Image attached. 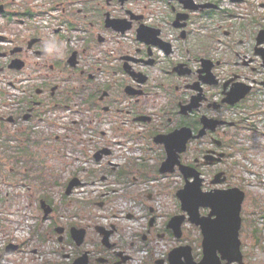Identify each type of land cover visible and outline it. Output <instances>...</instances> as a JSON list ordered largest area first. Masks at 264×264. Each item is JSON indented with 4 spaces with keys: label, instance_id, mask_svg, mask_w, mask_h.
Returning <instances> with one entry per match:
<instances>
[{
    "label": "flooded vegetation",
    "instance_id": "obj_1",
    "mask_svg": "<svg viewBox=\"0 0 264 264\" xmlns=\"http://www.w3.org/2000/svg\"><path fill=\"white\" fill-rule=\"evenodd\" d=\"M258 16L248 0H0V264H73L85 253L88 264H134L135 243L107 248L88 229L82 246L72 239L81 225L65 222V178L44 152L75 134L68 112L95 122L104 145L140 146L142 163L113 173L149 214L163 191L181 211L185 174L160 173L174 134L169 147L203 192L237 188V157L264 151ZM155 233L171 231L154 219L140 240Z\"/></svg>",
    "mask_w": 264,
    "mask_h": 264
},
{
    "label": "rangeland",
    "instance_id": "obj_2",
    "mask_svg": "<svg viewBox=\"0 0 264 264\" xmlns=\"http://www.w3.org/2000/svg\"><path fill=\"white\" fill-rule=\"evenodd\" d=\"M224 1L225 3L228 2V0ZM248 1L254 4L257 8V12L259 13L257 21L261 25V28L264 29V0ZM251 27L249 26L250 30ZM69 134L72 137L66 141L65 147L52 144L51 142L47 143L48 146H44V152H48L46 156L51 159L53 172L55 175L59 176V179L62 182L64 181V178L67 179L70 166L71 164L74 165V163L63 159L62 155L58 151L61 150L62 152H64L63 150L65 149V155L67 153H70L71 157L84 156L85 151L83 149L81 150V148H83L82 141L90 140L89 137H86V135H88L86 133L80 135L77 131H75L74 135L73 133ZM40 140L44 142L41 138ZM81 151H84V153H82ZM252 155L253 156L248 159L237 157V159L235 160L236 164H234L235 167L231 169L230 182L232 185L236 186L245 193V201L243 203L241 212L243 221L240 231L243 264H264V151H261L260 154H257L256 151H253ZM64 162L65 169H63L62 167V165L64 166ZM150 170L151 168L142 169L144 173H147ZM121 187L123 189L121 199H130L134 201L135 197L133 194H131L132 192L130 188L123 185H121ZM55 190H57V194H55L56 199H60V188ZM160 194L163 196H167V198L173 203L172 207H166L167 214L165 215V218L161 224V226L163 227L169 220L171 214L179 215L181 214V211L176 199H173L170 195V191H168V193L163 191L159 193V195ZM162 197H157L155 195L154 201H158V199ZM95 200L97 201L90 202L73 198L72 200H65V205H63L62 208L65 209V215L67 217H73L74 215L80 214V223L81 225H83V228L88 229L89 232L87 237H89L90 239H97V232L94 229V227L97 226H95V224L98 223L96 215H99L100 213L103 215H107V212L108 210H110V206L112 205V199L109 198L102 199L100 197ZM172 210L176 211L172 212ZM143 211L145 212V214H147L148 209H143ZM183 234V239L177 242L168 237L164 238L170 241L169 243L171 245H175L174 248L181 245L191 246L193 248V255L195 260L200 261L202 258V234L200 229L188 222L183 226ZM151 237H153L151 238V240L155 238H161L160 235H157L156 233ZM137 243L141 247L145 246V244H142L141 240H136V245ZM66 248V251H73L72 244L70 246L67 245ZM150 262L151 264H153L152 259L149 260V264Z\"/></svg>",
    "mask_w": 264,
    "mask_h": 264
},
{
    "label": "water",
    "instance_id": "obj_3",
    "mask_svg": "<svg viewBox=\"0 0 264 264\" xmlns=\"http://www.w3.org/2000/svg\"><path fill=\"white\" fill-rule=\"evenodd\" d=\"M264 44V31L258 40V45ZM177 134L169 136L163 141L167 146V159L160 168V173H174L178 166L185 174L187 183L183 189L176 194L181 203L183 214L176 215L170 219L167 229L170 230L176 239L183 237V225L188 221L198 227L202 234V258L196 261L193 255V248L189 245L174 248L168 255L169 264H243L241 251L240 231L242 227V206L245 201V193L233 188L214 192H203L201 188L202 179L197 172L190 173L189 168L182 166L177 154L169 147L170 141H174ZM182 150V149H180ZM182 151L179 152H183ZM103 155H110L108 150H102L95 156L100 161ZM194 178L191 182L189 179ZM79 179H72L65 191L67 196L71 195L73 188L79 186ZM202 209H209L207 215H202ZM152 212V209H151ZM154 219L150 225L153 226ZM96 232L102 238V244L111 248L110 236L115 228L106 230L103 227H95ZM87 235L85 228H71V236L74 243L80 247L83 245ZM88 256L85 253L73 264H88ZM156 264H164V261H157Z\"/></svg>",
    "mask_w": 264,
    "mask_h": 264
},
{
    "label": "built area",
    "instance_id": "obj_4",
    "mask_svg": "<svg viewBox=\"0 0 264 264\" xmlns=\"http://www.w3.org/2000/svg\"><path fill=\"white\" fill-rule=\"evenodd\" d=\"M76 126L77 132L80 135L84 133L88 134L90 140L82 141L83 149L85 151L84 156L71 157L70 153L65 155L67 161L74 163L71 164L68 171L69 176H75L82 182L81 186L74 189L72 197L80 199L82 201H97V198L112 199V205L108 210L107 215L99 214L97 216L98 223L106 229H112L114 226L116 232L110 238L112 242L123 243H135L136 240L140 241V235H142L149 224L150 215L145 214L142 207L137 204L136 200L121 199L123 189L121 184L116 179L115 175L107 174V171L112 170L114 167L120 168L129 166L134 163H142L144 153L140 146L135 145L133 142L129 143H115L104 145L101 142L100 130L97 128L96 123L93 122L89 127L85 128L83 122H81L80 115L76 113L68 112L65 115V128L71 129ZM108 132L107 127L102 129ZM111 142V140L109 141ZM93 144V145H91ZM108 149L110 155L104 156L103 159L98 162L95 160V155L98 151ZM84 151L82 153H84ZM104 171V172H103ZM105 180H103V178ZM154 182L144 184L141 188L144 194L151 191L154 187ZM120 196V197H119ZM164 197V196H163ZM115 198V199H113ZM162 198L155 202V216L156 223L162 224V221L167 214V209H160V201ZM175 212V210H172ZM65 222H77L80 223L79 217L67 218ZM81 224V223H80ZM167 239H153L147 246L139 248L133 252L134 264H147L148 259L163 260L166 259L170 250L175 246L171 245ZM138 244V243H137Z\"/></svg>",
    "mask_w": 264,
    "mask_h": 264
},
{
    "label": "trees",
    "instance_id": "obj_5",
    "mask_svg": "<svg viewBox=\"0 0 264 264\" xmlns=\"http://www.w3.org/2000/svg\"><path fill=\"white\" fill-rule=\"evenodd\" d=\"M124 176L123 174H121L119 177ZM65 200H68V197L65 195Z\"/></svg>",
    "mask_w": 264,
    "mask_h": 264
}]
</instances>
